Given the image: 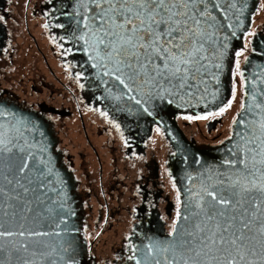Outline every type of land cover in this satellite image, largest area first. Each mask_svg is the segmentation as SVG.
Returning a JSON list of instances; mask_svg holds the SVG:
<instances>
[{"label": "snow or ice", "instance_id": "6c2138e0", "mask_svg": "<svg viewBox=\"0 0 264 264\" xmlns=\"http://www.w3.org/2000/svg\"><path fill=\"white\" fill-rule=\"evenodd\" d=\"M77 3L82 11L77 10L73 20L92 67L118 82L128 94L135 93L128 98L142 107L156 100L169 105L176 99L186 101L178 107L194 100L200 104L209 97L214 102L219 89L213 90V84L220 83L223 64L219 61L225 54L221 49H227L219 37L223 25L215 12L227 18L228 13L242 14L247 7L245 0H227L226 4L224 0ZM241 55L236 51L235 56ZM235 69V75L245 81V96L252 101L242 102L238 119H233L234 125L242 126L234 133L237 141L227 149L228 156L218 168L205 170L198 189L188 188L183 200L177 190L178 207L168 238L146 236V243L128 244L131 254L127 261L264 264V88L256 86L264 84V79H257L264 68L248 80L239 60ZM235 92L233 84L231 99L216 111L182 118L222 116L232 107ZM143 111L153 116L147 107ZM0 117L5 118L0 122V264H79L75 241L69 238L76 231L68 223L74 212L67 206L63 187L57 186L59 173L43 155L47 150L40 140L43 132L33 121L2 105ZM25 132L38 135L30 139Z\"/></svg>", "mask_w": 264, "mask_h": 264}, {"label": "flooded vegetation", "instance_id": "af4514ba", "mask_svg": "<svg viewBox=\"0 0 264 264\" xmlns=\"http://www.w3.org/2000/svg\"><path fill=\"white\" fill-rule=\"evenodd\" d=\"M48 4L49 0H1L0 16L4 19L0 21V34L4 38L0 49V100L35 111L49 122L61 162L76 183L88 264H132L126 259L131 254L126 246L139 244L149 225L156 224L164 234L171 230L178 207L177 188L173 187L168 166L172 149L157 125L145 138L128 132L130 124L102 115L106 111L85 96L81 79L77 78L79 71L46 26ZM250 33L264 35V0H259ZM254 35H247L243 55L237 60L250 53ZM20 41L29 42L37 54V64L18 63ZM55 54L61 70L51 64ZM42 63L45 72L37 66ZM32 94L37 96L31 98ZM231 109L222 116L203 120L206 132L200 127L187 135L179 123L183 116L177 120L189 139L200 145H215L231 132L232 122L226 124ZM217 119L221 120L215 123ZM69 120L72 123L68 125ZM67 126H76L83 134L89 154L65 141ZM158 136L164 145L161 140L159 145L154 143Z\"/></svg>", "mask_w": 264, "mask_h": 264}, {"label": "water", "instance_id": "95a60500", "mask_svg": "<svg viewBox=\"0 0 264 264\" xmlns=\"http://www.w3.org/2000/svg\"><path fill=\"white\" fill-rule=\"evenodd\" d=\"M224 3L226 4L227 0H224ZM245 3L247 7L243 9L242 14L228 13L227 18H225L224 14L215 12L218 22L223 25L219 31L220 40L227 44V49H221L225 54L222 61H219L223 64V68L219 73L220 83L219 85L213 84V90L219 89L217 99L214 102H210L211 97H209L208 100L200 104H197L194 100L186 107L177 106L178 104L186 103V101L181 102L179 99H176L171 105L167 104L165 100H156L143 104V107H147L149 111L153 112V116H148L141 105H137L134 100L128 98L129 95H135V93L128 94L122 85H119L118 82L110 77L103 76L98 69L92 67L93 61L89 59L90 53L85 52L86 45L84 41L79 39L80 32L77 31L73 20L76 11H82L77 0H52L47 6L50 12L47 15L46 26L54 34L55 40L63 46L75 68L79 71L85 96L95 100L91 102L96 107H102L112 119L130 124V127H127L128 132L139 133L145 138L151 134L155 125L162 130L172 149L168 164L169 175L172 182L175 181L177 190L180 191L181 200L187 195L188 188H193L194 190L199 188L201 176L205 170L218 168L222 160L227 158V149L238 139L234 133L241 130L242 127L232 123L230 135L220 143L200 145L194 139H189L186 136L177 118L184 115H203L208 111H216L231 99L233 84H235V61L238 58L235 53L245 48L246 38L248 33H250L253 17L258 10L259 0H245ZM237 6L239 7V5ZM54 8L55 11L53 10ZM64 13H72V15H64ZM237 15L239 19L236 18ZM230 24L232 25L231 28L228 27ZM59 25H64V27ZM74 32L76 33L75 39L73 38ZM233 32H235L234 36L232 35ZM3 38L0 34V49ZM246 57L247 61L246 59L244 60L240 70L244 71L245 79L248 80L257 69L264 68V35L260 33L254 35L251 40V51ZM257 79H264V71L259 73ZM244 84L245 81H242V102L250 104L252 102L251 97L245 96L246 89ZM249 86H252L251 81H249ZM256 86L264 88V84L257 83ZM137 99H140V97L137 96ZM169 99L172 98L169 97ZM205 103L208 105L207 108L204 107ZM0 105L6 110L14 111L17 115L33 121L39 131L43 132L44 135L40 137V140L47 146V150L43 155L51 160L54 171L59 173L55 177L57 186L63 187L67 196V206L74 212V215L68 218V223L76 231L69 238L75 241V255L79 264H88V244L82 229L81 206L76 193V183L71 173L61 162V155L55 148L57 138L49 122L37 112L23 108L13 102L0 100ZM240 111L241 107L236 113V119H238ZM6 119L11 120L12 118L7 117ZM220 120L217 119L215 123ZM0 122H5V118L0 117ZM36 135H38L37 132H25V136L30 139ZM230 137L232 138L231 140L229 139ZM197 160H199V163L196 162ZM189 177L192 179L190 180ZM147 230L140 243L147 242L145 240L146 236H153L159 239L168 238L167 234L159 230L154 223L149 225ZM132 264H134V261Z\"/></svg>", "mask_w": 264, "mask_h": 264}, {"label": "rangeland", "instance_id": "374dc122", "mask_svg": "<svg viewBox=\"0 0 264 264\" xmlns=\"http://www.w3.org/2000/svg\"><path fill=\"white\" fill-rule=\"evenodd\" d=\"M20 44H21L20 45L21 53L17 56V59L19 60L18 63L19 64H22V65H28V66H31L33 64H37L38 63V59H37V56H36L37 54L34 52V49L29 46V42H27V41H20ZM55 57H56V59L55 58L54 59L52 58L51 64L54 66V68L56 70L57 69H60L61 70L62 69V67H61L62 65L59 62V59L57 57V54H55ZM38 58L40 59L39 56H38ZM244 59H245V56H242V58H240V61H239L240 62V67L243 65ZM34 66H36V65H34ZM37 66H39L42 69L43 72L47 71L45 64L42 63V64H39ZM22 73H25L26 74V70H24V72H22ZM33 73H35V72H33ZM27 74H29V73H27ZM21 78H22V75L18 78V80H21ZM18 80H17V82H19ZM235 87H236L235 88L236 89V92H235V100L232 103V109L230 110V114H229V116H228V118L226 120L227 121L226 124L228 126L230 125L231 122L233 123V119L235 118V111L236 110L238 111L240 109L241 102H242V94H243V90H242V80H241V78L238 75H235ZM35 96H37V94H32L31 95V98H33ZM189 122H191V123L189 124ZM70 123H72L71 120H69L68 125ZM179 123L183 126L184 129L183 128L182 129L185 130V132H186L187 135H191L192 133L197 132L200 127L202 128V130L204 132H206V128H205V125H204V121L203 120L202 121L199 120L198 123H196L194 120L188 121V120H185V119H182L181 118V119H179ZM90 127H94V126H89V128ZM75 129H76V131L73 132V130H75ZM230 133L231 132H228V134L225 135V137L223 139L227 138L230 135ZM63 136H64L66 142H69L73 146H76L78 149H83L86 154H89L90 148L88 146H85L84 136H83V134H81L79 132V130L76 128V126H70V127L67 126V133L64 132ZM70 137L73 138V141L70 139ZM162 139L163 138H161V136L155 137L154 143L156 141V144L159 145L160 144V140H161L162 145H164L165 142ZM79 143H81V144H79ZM100 146L101 145H99V147ZM102 151H104V150H102ZM103 251L105 252L106 250H103Z\"/></svg>", "mask_w": 264, "mask_h": 264}]
</instances>
